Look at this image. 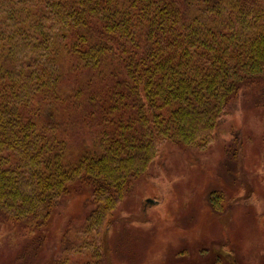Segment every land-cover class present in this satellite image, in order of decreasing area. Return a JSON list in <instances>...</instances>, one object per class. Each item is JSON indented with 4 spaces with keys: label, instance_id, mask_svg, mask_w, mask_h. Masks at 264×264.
<instances>
[{
    "label": "trees",
    "instance_id": "trees-1",
    "mask_svg": "<svg viewBox=\"0 0 264 264\" xmlns=\"http://www.w3.org/2000/svg\"><path fill=\"white\" fill-rule=\"evenodd\" d=\"M253 86L264 0H0V213L46 226L81 184L110 224L164 144L207 149Z\"/></svg>",
    "mask_w": 264,
    "mask_h": 264
},
{
    "label": "rangeland",
    "instance_id": "rangeland-1",
    "mask_svg": "<svg viewBox=\"0 0 264 264\" xmlns=\"http://www.w3.org/2000/svg\"><path fill=\"white\" fill-rule=\"evenodd\" d=\"M94 208L76 184L46 226L0 213V264H264V91H240L207 149L164 144L110 224Z\"/></svg>",
    "mask_w": 264,
    "mask_h": 264
},
{
    "label": "water",
    "instance_id": "water-1",
    "mask_svg": "<svg viewBox=\"0 0 264 264\" xmlns=\"http://www.w3.org/2000/svg\"><path fill=\"white\" fill-rule=\"evenodd\" d=\"M149 202H153V201L149 200Z\"/></svg>",
    "mask_w": 264,
    "mask_h": 264
}]
</instances>
